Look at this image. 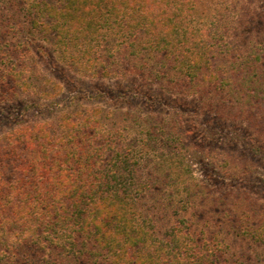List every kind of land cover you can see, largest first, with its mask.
<instances>
[{
  "label": "trees",
  "instance_id": "1",
  "mask_svg": "<svg viewBox=\"0 0 264 264\" xmlns=\"http://www.w3.org/2000/svg\"><path fill=\"white\" fill-rule=\"evenodd\" d=\"M6 2L0 9V104H22L17 116L4 117L10 123L0 132V264H246L219 237L183 229L178 220L160 226L152 215L173 197L172 188L188 190L191 159L204 149L187 142L181 128L170 129L161 143L166 150L151 159L152 140L165 132L160 124L142 123L147 135L132 143L104 123L102 107L60 106V86L41 71L28 45L37 39L53 46L81 75L134 71L167 92L196 94L203 110L245 122L259 150L264 39L237 52L209 39L208 29L157 22L144 15L143 5L125 0ZM18 20L23 31L17 35ZM203 156L236 164L218 152ZM146 158L152 164L143 171ZM229 196L214 199L217 224L264 242L257 231L264 205L254 209L257 204L239 201V194Z\"/></svg>",
  "mask_w": 264,
  "mask_h": 264
},
{
  "label": "rangeland",
  "instance_id": "2",
  "mask_svg": "<svg viewBox=\"0 0 264 264\" xmlns=\"http://www.w3.org/2000/svg\"><path fill=\"white\" fill-rule=\"evenodd\" d=\"M125 1L130 7L143 5L144 15L157 22L167 20L193 32L199 29L204 33L208 29L211 33L209 39H218L223 47L235 45L239 47L237 52L243 53L255 40L264 39V0ZM5 6L6 0H0V9ZM17 22L19 26L15 30L18 35L23 31L20 29L23 24L19 20ZM10 40L15 42L16 39ZM28 46L33 50L32 56L41 71L60 86L56 97L60 106L69 109L77 106L102 107L104 123L116 128L126 141L132 143L137 137L147 135L142 123L160 124L165 132L152 140L151 145L156 149L147 154L151 155V159H157L155 153L166 150L161 143L170 129L185 131L186 141L204 149V152L202 154L198 150L200 154H195L189 161L193 178L184 184L188 190L182 186L172 188L175 190L173 197L164 198L163 204L152 208V215L160 226L178 220L183 229L204 231L219 237L228 252L242 256L246 264H264V242L255 236L235 235L226 223L217 224L219 217L214 208V199H231L229 193L239 194L242 197L239 201L257 204L253 205L254 209L264 205V145L259 150L253 146L251 132L245 122L221 119L201 108L198 95L167 92L153 80L143 82L134 71L126 70L113 77L85 76L65 63L60 58L61 53L44 41L35 39ZM21 104L20 101L0 104V127H3L0 132L10 123L4 121V117L17 116ZM26 117L30 114L19 118ZM206 151L223 154L236 164H216V160L203 156ZM151 159L142 160L143 171L150 167ZM164 163L162 167L166 168ZM188 191L194 193L186 202ZM163 205L164 208H161ZM257 231L264 235V222Z\"/></svg>",
  "mask_w": 264,
  "mask_h": 264
}]
</instances>
